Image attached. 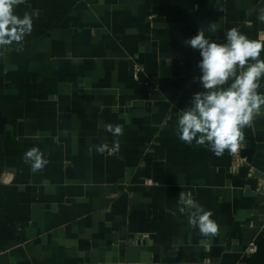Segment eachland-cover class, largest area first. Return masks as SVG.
I'll use <instances>...</instances> for the list:
<instances>
[{
    "label": "crops",
    "instance_id": "0c3cea01",
    "mask_svg": "<svg viewBox=\"0 0 264 264\" xmlns=\"http://www.w3.org/2000/svg\"><path fill=\"white\" fill-rule=\"evenodd\" d=\"M261 8L264 0L17 6L33 30L22 51L0 55V264H264V106L243 130L240 161L176 134L179 111L203 91L202 57L184 41L203 28L225 43L236 28L264 44ZM114 141L116 154L93 147ZM33 147L49 161L36 172L22 159ZM182 191L213 213L217 235L189 226Z\"/></svg>",
    "mask_w": 264,
    "mask_h": 264
},
{
    "label": "clouds",
    "instance_id": "9594fccd",
    "mask_svg": "<svg viewBox=\"0 0 264 264\" xmlns=\"http://www.w3.org/2000/svg\"><path fill=\"white\" fill-rule=\"evenodd\" d=\"M25 3L26 0H0V55L13 49L22 51L25 37L33 30L32 14L25 12L21 17L15 13V8ZM257 19L264 23V8L259 10ZM202 29L184 43L202 57L198 67L203 91L194 93L191 105L179 111L176 134L182 142L191 145L195 141L220 157L225 151L239 150L245 139L243 130L252 126L254 116L264 106V94L257 91L264 77V60L259 58L264 44L249 40L236 28L226 31L225 43H217L210 41ZM98 127L115 137L123 135L121 125L101 121ZM93 147L101 155L120 150L118 141L111 147L107 143ZM22 159L31 162L33 172L42 170L49 162L38 147L27 150ZM177 207L181 214H187L189 226L198 228L201 235L218 234L219 226L211 218L213 213L189 194H179Z\"/></svg>",
    "mask_w": 264,
    "mask_h": 264
},
{
    "label": "built area",
    "instance_id": "2783aa9c",
    "mask_svg": "<svg viewBox=\"0 0 264 264\" xmlns=\"http://www.w3.org/2000/svg\"><path fill=\"white\" fill-rule=\"evenodd\" d=\"M142 69H143V68H142L141 66L136 65V66H135V70H134V75H135L136 77H138L139 72H140ZM242 146H243V145L241 144L239 150L236 152L239 161H240V159H241L240 154H241ZM248 249H249L250 252H255V251H257V245H256V244H252Z\"/></svg>",
    "mask_w": 264,
    "mask_h": 264
}]
</instances>
